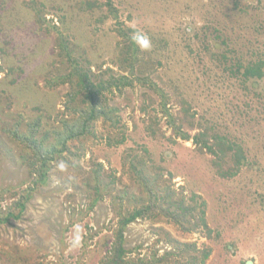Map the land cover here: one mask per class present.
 <instances>
[{
	"label": "rangeland",
	"instance_id": "rangeland-1",
	"mask_svg": "<svg viewBox=\"0 0 264 264\" xmlns=\"http://www.w3.org/2000/svg\"><path fill=\"white\" fill-rule=\"evenodd\" d=\"M223 50L231 64L264 60V0H0V209L31 188L19 217L0 222V264H99L118 212L144 204L149 184L204 199L212 232L152 212L125 228L133 259L264 264V73L230 74L214 56ZM74 66L94 83L127 82L105 91L113 120L70 140L35 185L34 153L14 132L39 117L45 145L56 142L54 131L76 119ZM204 131L208 145L217 133L243 146L237 173L229 155L194 142Z\"/></svg>",
	"mask_w": 264,
	"mask_h": 264
},
{
	"label": "trees",
	"instance_id": "trees-1",
	"mask_svg": "<svg viewBox=\"0 0 264 264\" xmlns=\"http://www.w3.org/2000/svg\"><path fill=\"white\" fill-rule=\"evenodd\" d=\"M241 9V8H240ZM132 31L133 29H129ZM127 31L123 34H127ZM126 36V35H125ZM134 42H132L133 45ZM131 45V44H130ZM127 46L129 49L131 47ZM136 48H134L135 51ZM227 50L221 51L219 54L214 55L217 62L224 66V69L228 70L230 74H235L240 68L244 67L243 76L247 78H260L263 75L264 70V60L257 59L250 61V63L244 64V60L236 58L237 60L231 64L230 57L226 53ZM213 54V52H211ZM70 56V53H67ZM0 71L2 67L0 66ZM71 76V77H70ZM73 76L77 80L73 79ZM67 79L71 80V83L75 85L76 89L69 92V100L72 103L71 112L76 116V119L69 124H65L64 129L55 130L56 142L50 146L45 145V137L39 136L40 120L39 117L26 123V132L20 133L18 130L14 132V136L19 139L26 148H29L34 154L31 157V167L32 172L36 173L33 178V184L38 185L40 183H46L48 179L49 170L54 161L58 158L66 159L63 152L69 150V142L75 138L86 137L88 134H93L92 124L99 118L103 121L113 120L112 113L116 109L112 108L105 98V91L109 90L113 86L120 87L127 82L125 77L122 79L115 78L111 76L109 79H101L98 83L92 81L89 71L83 70L80 67L74 66L73 71L67 75ZM73 80H75L73 82ZM73 85V87H74ZM70 108V107H69ZM173 131L178 135L182 136L184 139L189 138V135L182 131V123H176L173 121L171 124ZM18 129V128H17ZM208 132H200L194 136V142L200 146L208 148L210 151L221 154V156L229 155L232 161V165L228 169L229 174H235L243 165V159L246 158L245 150L243 146L237 142L230 139H225L224 136L217 133H213V144L208 145L207 142ZM122 141V140H121ZM120 141V142H121ZM215 147V148H213ZM229 161V162H230ZM220 164L217 163V166ZM138 173L142 170L135 166ZM143 180L146 179L144 175H141ZM98 180V178H96ZM99 181V180H98ZM100 182V181H99ZM147 192V200L141 206H135L132 210H127L125 212H118V222L117 227L113 229V237L110 241V247L107 251L106 256L100 261L99 264H149L144 258L133 259L130 256V252L133 251L130 247L124 246V231L129 223L135 219L141 217H150V213L156 212L166 216L169 220L180 225L184 230L192 231L197 227H202L208 236L211 235V228L208 225L206 213V201L198 195H192L190 201H186L183 197L176 196V191L173 188H165L164 191H159L152 188L149 185ZM26 188L19 195V198L14 200L5 211L0 209V222L9 221L10 218H18L20 212L25 207V202L29 198V191ZM100 186H96V191L99 193L97 200L101 197ZM3 191L0 189V199L2 198ZM201 199V200H200ZM15 213V210H18ZM194 219V223H192ZM178 245L182 247L191 246L196 247V244L175 241ZM175 247V250L177 249ZM169 253V252H167ZM166 253V254H167ZM211 253L210 247H205L203 251V258L207 259ZM164 260V257H162ZM165 264H170L163 261ZM196 264L195 259H191L185 264Z\"/></svg>",
	"mask_w": 264,
	"mask_h": 264
},
{
	"label": "clouds",
	"instance_id": "clouds-1",
	"mask_svg": "<svg viewBox=\"0 0 264 264\" xmlns=\"http://www.w3.org/2000/svg\"><path fill=\"white\" fill-rule=\"evenodd\" d=\"M141 44L143 47H148V40L145 38V39H142L141 40Z\"/></svg>",
	"mask_w": 264,
	"mask_h": 264
}]
</instances>
